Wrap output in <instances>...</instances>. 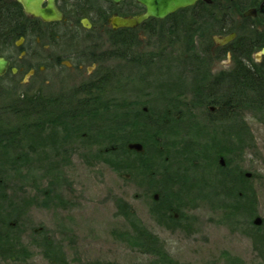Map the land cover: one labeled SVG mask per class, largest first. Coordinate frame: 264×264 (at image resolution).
Returning <instances> with one entry per match:
<instances>
[{
  "label": "rangeland",
  "instance_id": "374dc122",
  "mask_svg": "<svg viewBox=\"0 0 264 264\" xmlns=\"http://www.w3.org/2000/svg\"><path fill=\"white\" fill-rule=\"evenodd\" d=\"M207 24L206 21L204 25ZM197 25H199L198 21L195 22L190 33L182 30L173 33L167 26L162 32H154L155 34L147 32L140 41H136L138 46L129 55L132 62L142 63L141 70H139L141 65L124 62L120 54H115V57H119H116L111 64L114 68V79L108 85L98 87L93 92L88 91L84 94L85 90L81 91L83 87L70 84L54 85L41 90L42 94H51L49 100L63 102V111L69 110L72 116L63 121L72 126L64 125L61 128L44 126L39 131L40 135H36L42 143L52 136L51 131L58 132L55 134L63 142V146H59L61 155L55 153L53 145H46L43 153L32 152L31 143L35 142V138L31 134L30 141L23 140L25 148L30 144L31 151L30 159L23 164L24 168L21 169V166L18 169L20 162L14 165L15 168L5 162L6 176L3 187L6 197H0V213L19 214L16 223L15 221L13 223L15 226H20L19 230L22 234L20 239L31 255L26 263L21 264H50L34 246L36 241L39 242L41 233L52 236L61 245L68 264H260L262 262V256L255 249L254 237L256 234L264 236V113L254 110L242 113L243 123L251 133L250 142L253 143V147L246 150L242 157L235 158L238 156L236 155L231 164L243 172V175L251 176L246 187L252 188L256 201L255 216H252V219L249 214L248 218L242 217L230 221L221 218L220 209L217 208L224 201L228 203L227 199L221 197L223 191H214L211 188L209 193L202 191L199 185L184 186L187 187L184 188L180 184H175L176 177H171L169 174L167 176V173L156 182L153 181L151 184L148 182L149 186L142 181L138 185V181H134L131 176L126 178L124 173L118 174L103 162L105 159L115 158L106 151L124 146L123 139L115 140L114 144L98 142L96 133L114 124V119L102 112L106 107H109L107 112L111 111L110 113L115 115L116 106H118L117 110L126 109L128 112L147 113L151 109L160 112L166 105L167 99H179L178 107L185 110L195 102L197 104L205 100L217 103L223 101L214 98L217 96H212L213 93L209 91L213 88L210 81L218 71H221L220 69L230 70L232 63L226 61L220 64V60L215 61V55L211 53L214 56L212 57L205 51L209 45V35L212 34L209 30L212 28L208 29L203 25L204 28L199 26L198 30ZM242 33L240 36H243ZM31 93L30 84H19L17 80L11 78L0 81V117L10 123L11 116L5 108L14 106L23 96L30 97ZM225 93L223 91L224 96L232 94L230 91ZM64 94L67 97L73 94L77 97L62 100ZM30 99L34 98L30 97ZM82 102L87 108H94L96 102L105 103L106 107H103L104 110L99 113V116L102 114V119H97V111L84 112ZM210 107L199 106L192 110L200 127L196 132L190 128L192 130L188 132L187 137H192L194 141L199 139L201 143H209L213 141L211 133L215 130L217 134L228 135V138L224 136L223 139L224 145H228L230 124L225 120L216 121L219 114L218 116L210 114L208 112ZM208 113L212 117L207 115ZM209 118L214 123L208 124ZM33 122H36L35 117L30 123ZM230 123L234 125L233 122ZM34 128V125L30 127L31 130ZM121 135L125 138L126 135H130V130H126V135ZM83 137H86L85 140ZM130 144L133 143L129 142L127 145ZM122 149L124 148L120 150ZM99 151L104 153L100 161L95 158ZM44 154H48V157ZM222 160L225 163L223 166H221ZM56 164L61 166L58 171L51 167ZM192 164L190 161L185 164V168H188L185 173L189 172L192 175L194 171L198 172L196 171L198 169L205 172L202 166L195 167ZM205 165L209 176L214 177L220 174V168L227 167V162L225 157L218 156L216 165L211 169L206 162ZM170 168L176 171L177 167L175 165ZM208 173L206 171L205 176ZM46 191L50 192L53 198L60 197L61 204H58V200H54L45 206H38L39 202L44 200L43 195ZM204 194L211 196L210 201L203 198ZM156 196L158 199H155ZM219 199L224 201L220 203ZM31 200H34V203L29 204ZM119 201L124 202L131 209L133 216L127 218L120 212ZM233 201L232 198L229 199V202ZM158 203V208L165 211L163 221L153 215V210L157 208L155 204ZM257 218L263 221L260 226L261 233H256L255 229L251 228L255 227L254 221ZM130 222L139 225L159 240L165 258L154 257L143 252L147 248L142 250L134 244Z\"/></svg>",
  "mask_w": 264,
  "mask_h": 264
},
{
  "label": "trees",
  "instance_id": "16d2710c",
  "mask_svg": "<svg viewBox=\"0 0 264 264\" xmlns=\"http://www.w3.org/2000/svg\"><path fill=\"white\" fill-rule=\"evenodd\" d=\"M263 47L264 44L253 46L251 51H233L234 61L253 62L252 56ZM237 70L239 72L241 71L239 77H230L229 79L231 85L228 86H234L232 91H230L232 93L230 98L218 103L205 100L204 102L201 101L197 103L198 106L195 102V104L192 103V106L186 110L178 107L177 104L179 103V99H167L166 105L160 112L155 109H151L147 113L143 111L128 112L126 109L117 110L118 106H116V109L114 108L116 114L114 115L110 113L111 111H106L109 107H106L105 103L102 104V102H100V104L96 102L94 108H87L84 106V102H82V109L84 112H91L92 110L97 111L98 120L102 119V114L99 116V113L101 110H104L103 107L106 108L105 111L102 112L108 114L109 118L112 117L114 119V124H110L104 131L100 132L99 130L96 133L97 138H99L98 142L114 144L115 140H124L123 147L121 146L119 149L116 147V149L106 151V153L112 154L111 156L115 158L105 159L103 162H106V164L115 172L117 171L118 174L122 175L124 173L126 178H130L131 176L134 181H138V185L141 181L146 184H148V182L149 184L153 183V181L156 182L158 178H162L164 174L167 173V176L176 177L175 184H180L181 187L199 185L202 191L209 192L211 188L214 191H223V196L221 197L227 199L228 203L219 199L220 203L223 202V204L219 205L217 208L220 209L221 218L230 221L247 217L249 214L252 219V216H255L256 203L254 191H252V188L246 187V183L249 184L250 181L243 175L244 173L231 164L236 155L238 156L235 158L242 157L246 150L253 147V143L250 142V140L252 141L251 133L243 123L242 113H244V111L250 112L251 110L264 113V65H258L253 69L256 74H247L245 67ZM97 88L98 87H95V89ZM21 98L15 102L14 106L5 108L6 112L11 116L10 123L4 121L0 117V197H6L3 187L5 185L4 178L6 176L4 172L5 162L9 163L7 165L12 166V168H15L14 165L20 162L18 169H20L21 166L22 169L24 168L23 164L30 159V144L25 148L26 146L23 144V140H25V142L30 141V136L33 134L35 142L31 141L32 152L42 151L41 153H43V148L46 147V145H53L55 153L61 155L59 153L61 152V150L59 151V146H63V142L62 139L60 141V138H57L55 133L58 132L55 130L51 131L52 136L45 139L42 143L40 138H36V135H40L39 131L44 126L61 128L65 125L69 127L70 124L63 120L65 118H72L69 110L63 111V102L61 100H44L36 97L30 99L29 96H23ZM199 106L203 108L207 106H216L215 108H208V112L210 114L213 113L215 116L219 114L216 121L225 120V122L230 124L228 127L230 143L228 145H224L225 140L223 141L224 136L228 138V135L217 134L215 130H212L211 133L213 141L209 143H201L199 139H197L198 141H194L192 137H187L189 131L194 129L193 132H196L200 127L196 115L192 112V110ZM209 113L207 115L211 116ZM34 117L36 118V122L30 123ZM208 121V124L214 123L210 118ZM230 122H233L234 125H231ZM33 125L35 128L31 130L30 127H33ZM127 129L130 130V135H126ZM178 129L182 131L180 132ZM186 130L187 133L185 134ZM66 132L68 133L69 131ZM121 134H125L127 138L126 136L125 138L121 137ZM169 136H172V138ZM84 138L86 137H83V139ZM129 142L143 144V153L129 151L127 145ZM121 148L124 149L120 150ZM44 155L48 157V154ZM118 155L119 158L117 159ZM120 155L122 158H120ZM102 156H104V153L99 151L95 158L100 161L99 159H101ZM218 156L226 158L227 167L225 169L220 168V174L218 173L217 176L211 177L208 172V175L205 176L207 171L205 162L211 169L216 165ZM3 159L5 161H2ZM189 161L190 164L193 163L192 165H195V167L202 166L205 172L203 173L198 169L196 170L198 172L194 171V173H192L193 177H190L192 175H190L189 172L188 174L185 173V170L188 171V168H185V164ZM175 165L177 167L176 171L173 168ZM171 166L173 171L170 168ZM51 167L55 168L57 171L61 168L59 164L55 166L52 165ZM160 167L163 168L161 169ZM43 196L44 200L39 202L40 205L38 206H45V204L53 202L54 200H58V204H61L60 197L53 198L50 192H44ZM210 197V195L207 196L204 194L203 198L210 201ZM230 198L234 201L229 202ZM32 203H34V200H31L29 204ZM225 203L226 205L223 206ZM155 205L157 208L153 210V215L161 221L165 220V211L158 208L159 203ZM119 208L120 212L124 214L125 217L128 218L133 216V212L124 202L119 201ZM17 217H19V214L15 212L0 213V264H21L23 262L26 263L28 258H31L30 252L23 246V242L20 239L22 238L21 230H19L20 226L14 225ZM171 218L173 219V217ZM13 221L15 222L13 223ZM131 226L132 240L137 247H140L142 250L147 248L143 252L152 254V256L159 259L165 256L164 253H162V251H164L163 246L158 239L137 224L133 225L131 223ZM251 228L255 229L256 233H261L260 227ZM39 235V242L36 241L34 246L41 251L44 259L48 260L50 264H68L64 251L62 247H60L61 245H59L52 236L42 233ZM254 238L255 249L259 251L263 258L260 264H264V236L256 234Z\"/></svg>",
  "mask_w": 264,
  "mask_h": 264
},
{
  "label": "flooded vegetation",
  "instance_id": "af4514ba",
  "mask_svg": "<svg viewBox=\"0 0 264 264\" xmlns=\"http://www.w3.org/2000/svg\"><path fill=\"white\" fill-rule=\"evenodd\" d=\"M28 1L30 13L21 0H0V58L9 63L0 81L11 78L30 84L32 98L49 99L51 94L42 91L54 85H79L84 94L96 90L92 87L106 86L114 79L111 64L119 57L115 54L131 63L129 55L138 46L136 41L147 32H162L167 26L173 33H190L196 21L198 30L206 21L204 27L212 28L205 51L215 55L211 56L220 64L232 63L230 70L220 69L211 79L209 91L217 96L214 98L231 97L223 91H231L229 79L239 77L237 69L245 67L247 74H256L253 69L264 65V58L259 62L256 54L254 62H235L233 56V51H251L264 44V0H198L164 19L151 18L135 28L116 26L115 22L143 16L147 9L140 0ZM250 12L253 14L248 15ZM226 38L230 39L227 43ZM132 63L141 65V70L142 63ZM73 95L64 94L62 100L77 97Z\"/></svg>",
  "mask_w": 264,
  "mask_h": 264
},
{
  "label": "water",
  "instance_id": "95a60500",
  "mask_svg": "<svg viewBox=\"0 0 264 264\" xmlns=\"http://www.w3.org/2000/svg\"><path fill=\"white\" fill-rule=\"evenodd\" d=\"M198 0H140L142 4L146 6V13L138 18L132 19V20H124V21H116V26L120 27H129V28H135L140 23L147 21L151 18L156 19H164L167 16H169L171 13L174 14L177 10H182V8L193 6ZM22 4L24 5V8L27 13H30V2L27 0H21ZM261 12L264 13V1L261 5ZM253 14L252 12L248 13V15ZM230 39L226 38L224 42H228ZM257 61H261L262 58H264V48L255 56ZM9 63L5 61L4 59L0 58V77L4 76L8 70ZM16 72V70L14 71ZM129 151H134L137 153H143L144 149L141 144H130L128 146ZM221 166L225 165L224 161H221ZM247 179H250L251 176L247 174ZM155 199H158V196L155 197ZM263 221L260 218H257L254 221L255 227L262 226Z\"/></svg>",
  "mask_w": 264,
  "mask_h": 264
},
{
  "label": "bare ground",
  "instance_id": "6f19581e",
  "mask_svg": "<svg viewBox=\"0 0 264 264\" xmlns=\"http://www.w3.org/2000/svg\"><path fill=\"white\" fill-rule=\"evenodd\" d=\"M9 68V67H8ZM15 71V70H14ZM147 111V110H146ZM207 172H208V170H207Z\"/></svg>",
  "mask_w": 264,
  "mask_h": 264
}]
</instances>
